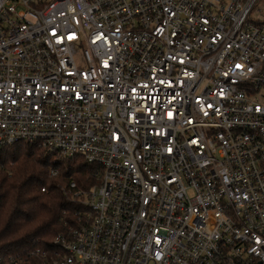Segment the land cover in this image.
Segmentation results:
<instances>
[{
	"label": "built area",
	"instance_id": "obj_1",
	"mask_svg": "<svg viewBox=\"0 0 264 264\" xmlns=\"http://www.w3.org/2000/svg\"><path fill=\"white\" fill-rule=\"evenodd\" d=\"M20 141L99 166L37 264H264V0H0Z\"/></svg>",
	"mask_w": 264,
	"mask_h": 264
},
{
	"label": "trees",
	"instance_id": "obj_2",
	"mask_svg": "<svg viewBox=\"0 0 264 264\" xmlns=\"http://www.w3.org/2000/svg\"><path fill=\"white\" fill-rule=\"evenodd\" d=\"M62 157V156H61ZM52 168L58 170L52 174ZM99 166L82 155L57 158L56 153L24 141L0 150V264H37V248L78 224L84 205L76 190L99 183ZM76 189H71V183Z\"/></svg>",
	"mask_w": 264,
	"mask_h": 264
},
{
	"label": "rangeland",
	"instance_id": "obj_3",
	"mask_svg": "<svg viewBox=\"0 0 264 264\" xmlns=\"http://www.w3.org/2000/svg\"><path fill=\"white\" fill-rule=\"evenodd\" d=\"M57 155V158H62L60 155H58V154H56ZM82 198H85V196L84 195H82Z\"/></svg>",
	"mask_w": 264,
	"mask_h": 264
},
{
	"label": "snow or ice",
	"instance_id": "obj_4",
	"mask_svg": "<svg viewBox=\"0 0 264 264\" xmlns=\"http://www.w3.org/2000/svg\"><path fill=\"white\" fill-rule=\"evenodd\" d=\"M237 67H239V65ZM169 115H171V113H169ZM169 151H171V149H169Z\"/></svg>",
	"mask_w": 264,
	"mask_h": 264
}]
</instances>
